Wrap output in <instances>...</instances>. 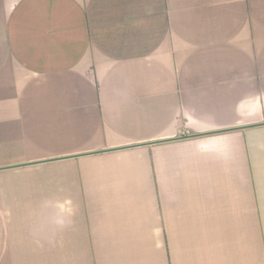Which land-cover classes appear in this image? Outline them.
Listing matches in <instances>:
<instances>
[{"label": "crops", "instance_id": "obj_1", "mask_svg": "<svg viewBox=\"0 0 264 264\" xmlns=\"http://www.w3.org/2000/svg\"><path fill=\"white\" fill-rule=\"evenodd\" d=\"M0 264H264V0H0Z\"/></svg>", "mask_w": 264, "mask_h": 264}]
</instances>
